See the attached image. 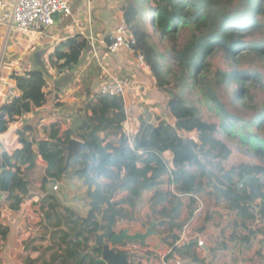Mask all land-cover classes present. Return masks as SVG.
<instances>
[{"label":"trees","instance_id":"trees-1","mask_svg":"<svg viewBox=\"0 0 264 264\" xmlns=\"http://www.w3.org/2000/svg\"><path fill=\"white\" fill-rule=\"evenodd\" d=\"M124 20L135 39L130 53L135 63L139 54L144 56L158 89L168 96L172 122L141 117L137 130H128L124 98L97 93L86 104L75 134L55 121L39 140L36 125L22 122L49 99L45 74L37 69L13 74L22 96L0 103V137L18 125L11 151L0 149V240L10 230L5 209L24 214L31 204L20 264H95L100 258L102 248L95 241L106 223L102 210L81 232L80 213L54 190L63 180L77 179L76 168L83 166L74 156L68 158L65 147L73 135L84 144L81 152L91 157L90 175L104 194L154 191L149 219L157 235L163 237L165 229L182 232L208 189L213 207L236 215L231 241L250 246L254 234L263 231L248 225H264V165L243 162L227 170L223 163L233 152L217 136L223 133L264 160V105L249 119L237 110L252 102V86L263 79L254 63L264 59V0H128ZM85 45L79 37L61 42L49 66L59 73L76 68ZM218 55L226 67L213 66ZM192 87L199 89L218 123L203 120L199 108L185 99V89ZM39 158L48 167L36 182ZM208 219L201 232L214 226L211 215ZM239 221L248 235L237 232ZM216 227L225 240L226 227ZM197 247V242L175 246L168 259L178 255L198 261Z\"/></svg>","mask_w":264,"mask_h":264},{"label":"crops","instance_id":"crops-1","mask_svg":"<svg viewBox=\"0 0 264 264\" xmlns=\"http://www.w3.org/2000/svg\"><path fill=\"white\" fill-rule=\"evenodd\" d=\"M14 1L4 0L9 7L13 5ZM127 4L128 0L73 2L70 4L71 14L69 16L57 15L54 25L47 31L46 36L33 32L9 30L0 24V103L10 88H16L11 79L13 74L24 75L31 69L43 71L45 74L48 86L46 92H50L49 99L38 111L24 117L22 122L36 125L35 132L39 140L47 137L48 126L55 121L62 122L67 133L75 134L76 129L85 118L86 104L112 77L120 79L126 84L124 103L128 118V130H137L141 117H147L152 123L159 120L172 122L171 115L166 110L168 98L162 96L164 93L158 89L151 73L138 69L135 59L128 50L123 49L115 54L107 50L109 37L124 21ZM2 11L0 9V12ZM130 36L132 35L126 34L127 38ZM74 37L84 40L86 45L79 50L80 56L76 68L59 73L49 66V61L55 48L61 42ZM17 128L18 125H15L8 134L0 137L1 150L11 151V147L16 141L14 132ZM72 139L78 138L73 135ZM38 161L44 162L41 158ZM47 167L48 164L45 163V168ZM40 174L41 171L38 172V177L34 174L33 180L34 178L38 179ZM59 185L60 189L56 194L62 197L66 205L76 209L82 220L85 219L89 214L90 206H86L82 202L78 203L73 196L76 191L79 196L86 197L88 192L86 184H84L85 187H82L83 184ZM153 192L142 193L137 190L136 195H133L129 191L121 189L114 194L112 202L115 204V209L124 216V218L117 217L116 233L127 231L130 235H144L149 232L152 226L154 227L155 222L149 219ZM29 205L25 206L27 210L24 214L11 213L5 209L9 215L5 223L10 230L8 236L0 240V259L2 260L0 264H20L18 257L22 252V238L28 235L24 228V222H28L27 218L31 214ZM200 210L198 209L195 215ZM217 211V208L213 207L212 213H218ZM186 214L187 211H184L181 219L185 218ZM195 215L180 233L178 231L172 233L165 229L163 230L164 236L161 237L154 230V235L150 236L145 243L124 242L116 247L111 245V248H117L120 253H126L130 264H264V235H262L264 229L261 233L254 234L250 246H243L237 240L231 241L234 224L238 221L235 214L227 213L229 216L235 215V220L232 219L231 224L226 226L225 240L221 236L219 227H214L215 224L201 232L203 226L208 224L206 223L207 216L203 218L202 222H198L199 219L192 222ZM200 223H202L201 226H198ZM189 227L191 232L198 234L196 236L198 239L204 238L207 241L206 248L197 247L198 261L185 259L178 255L168 259L173 248L180 246V239L173 241L172 236L178 235L181 238L186 229L190 238ZM242 228L243 233L239 232V228L237 232L248 235L246 226H242ZM20 230L21 234H18ZM101 233L105 234L103 231ZM107 242L110 243V241ZM217 242H219V246H217ZM254 245H259L258 249L254 253L248 254ZM218 248L220 251L216 254L211 251L212 249L216 251Z\"/></svg>","mask_w":264,"mask_h":264},{"label":"built area","instance_id":"built-area-1","mask_svg":"<svg viewBox=\"0 0 264 264\" xmlns=\"http://www.w3.org/2000/svg\"><path fill=\"white\" fill-rule=\"evenodd\" d=\"M89 1L90 0H15L13 5L9 7L4 0H0V9L3 10L0 12V24L7 27L9 30L33 32L46 36L48 34L47 31L54 25V19L57 15L69 16L71 14V3ZM127 33H129V28L128 24L124 20L117 28L116 32L109 37L107 50L112 54L118 53L123 49L130 52L132 46L135 45V39L132 36L127 38ZM135 64L138 69L150 72V66L147 64L142 54L138 55ZM125 91L126 84L122 80L112 77L109 82L100 87L98 93L106 96L124 98ZM21 96V91L16 88H10L4 96L3 102L5 104H9L18 100ZM45 163L38 161V165L34 173L36 174V177H38L37 174L39 171H41V175L45 174L47 170V168H45ZM34 180L38 182L39 178H34ZM58 189V186L54 187V190L58 191ZM199 204L201 206V200H199ZM193 241L197 242L198 248H206L205 241L198 238H189L186 229L181 235L179 245Z\"/></svg>","mask_w":264,"mask_h":264},{"label":"rangeland","instance_id":"rangeland-1","mask_svg":"<svg viewBox=\"0 0 264 264\" xmlns=\"http://www.w3.org/2000/svg\"><path fill=\"white\" fill-rule=\"evenodd\" d=\"M261 34L262 33H258L257 36L262 37ZM254 64H256V68L260 70L263 79L261 81L262 83H258V84H255L254 86H252L253 87V89H252V94H253L252 102L248 103L247 105H245L243 107L240 106L237 109L238 112L242 116H244L246 119H249L250 117L254 116V114H256V112L258 110H261L262 106L264 105V59L261 61H257ZM213 66L224 68L227 66V64H226L223 56L218 55L213 60ZM184 93H185V99L188 101V103L194 104L199 108L200 115L203 118V120L210 122V123H214V122L218 123L219 122L218 119H216L214 117V115L208 110L206 104L203 102V97H202L198 88L194 89L192 87L189 89H185ZM162 96L164 98L168 97L165 95V93ZM224 99H225V97H224ZM226 102L228 104L227 100H226ZM217 137L219 140L223 141L233 152V155L226 162L223 163V167L226 168L227 170L231 169V167H233V166H238L239 164H241L243 162H250V163H253L256 165H264V160L260 156H257L255 154V152H250L247 149L242 148L240 145H238V143L236 141L228 138L223 133L218 134ZM193 171L197 172L196 169H193ZM59 184H83L82 187H85V185H84L85 181L79 177L73 181L65 180V182H64V180H63V181L59 182L57 185L60 189ZM211 193H212V190L208 189L207 196L203 199L201 198L202 206H201V208H199L201 210L195 215L192 222H195L198 219H199L198 222H202L203 218H205L207 216V218H206V223H207L209 220L208 218L211 215L212 221L210 223L215 224L214 227L220 226L221 228H225L226 226L231 224L232 219L235 220V215L234 216L227 215V213L223 209H221L220 207H216L218 210L217 211L218 213H212L213 207H212V196L210 195ZM148 196L149 195L147 194L146 197L148 198ZM184 201L187 202V197L184 198ZM29 207L31 210V205H29ZM184 211H186V209ZM201 224L202 223H200V225H198V226H201ZM205 226H203V227H205ZM242 226H245V224H242V221H239L238 228H239L240 233L244 232ZM248 226L252 227L254 229H264L263 224L260 226L258 224H249ZM188 231L191 235L190 238H197L196 236H198V234L193 233V231L191 232L190 227L188 228ZM20 232H21V230L18 232V234ZM262 235H264V234L262 233ZM201 240L205 241L207 244V241L204 238H201ZM169 244H170V242H169ZM257 247H259V245L252 246L251 250L248 251V254L254 253L258 249Z\"/></svg>","mask_w":264,"mask_h":264},{"label":"water","instance_id":"water-1","mask_svg":"<svg viewBox=\"0 0 264 264\" xmlns=\"http://www.w3.org/2000/svg\"><path fill=\"white\" fill-rule=\"evenodd\" d=\"M58 17V16H56ZM68 150V158L74 156L76 159L82 161V167L76 170L75 174L84 179L86 186L88 187L87 196H79L75 191L73 198L80 200L86 206H90L88 216L82 220L81 232L84 231L85 226L90 225L93 220L96 219V213L102 210V215L106 219V223L102 225L101 229L105 234H98L95 241V247H101L100 258H98L95 264H130L128 261V255L126 253H120L117 248H111V245L116 247L124 242H141L145 241L152 235H154V227L152 226L147 234L130 235L127 231L122 233H116L115 226L117 217L124 218L121 212L115 209V204L112 202L114 192L110 195L103 193L101 185L97 182L94 176L90 175L91 169V157L81 152L84 148L82 141L78 139H71L68 145L65 147ZM95 189V190H93ZM105 239V241H104ZM107 241H110L108 243Z\"/></svg>","mask_w":264,"mask_h":264}]
</instances>
